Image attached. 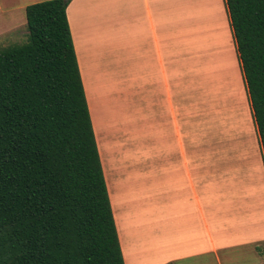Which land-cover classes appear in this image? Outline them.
<instances>
[{
  "label": "crops",
  "instance_id": "0c3cea01",
  "mask_svg": "<svg viewBox=\"0 0 264 264\" xmlns=\"http://www.w3.org/2000/svg\"><path fill=\"white\" fill-rule=\"evenodd\" d=\"M69 1L67 17L125 264H186L247 247L249 261L264 264L255 253L259 248L254 249L264 245V215L251 216L261 212L249 209L254 199L248 194L261 192L255 183L257 158L248 154L252 170L237 168L226 180L227 166L222 170L204 162L213 156L204 155L197 122L188 121V69L196 63L212 60L228 74L234 93H241L242 82L246 92L225 0ZM17 2L0 0V39L25 23ZM123 99L130 101L133 121L146 119L153 147L145 160L143 153L138 161L130 159L131 145L122 143L125 134L136 135L131 122L123 123ZM106 109L114 110L122 129L108 125ZM238 152L242 157L241 146ZM134 174H145L146 205L151 207L150 223L142 230L135 218L142 190ZM227 189L229 199L246 202L249 212H235L236 227L225 241L219 236L218 210L221 197L229 202Z\"/></svg>",
  "mask_w": 264,
  "mask_h": 264
},
{
  "label": "trees",
  "instance_id": "16d2710c",
  "mask_svg": "<svg viewBox=\"0 0 264 264\" xmlns=\"http://www.w3.org/2000/svg\"><path fill=\"white\" fill-rule=\"evenodd\" d=\"M264 157V0H225ZM0 49V264H125L67 17Z\"/></svg>",
  "mask_w": 264,
  "mask_h": 264
},
{
  "label": "rangeland",
  "instance_id": "374dc122",
  "mask_svg": "<svg viewBox=\"0 0 264 264\" xmlns=\"http://www.w3.org/2000/svg\"><path fill=\"white\" fill-rule=\"evenodd\" d=\"M42 1L45 2V0ZM31 4L32 1L30 0H18L16 6L23 10V18L25 23L21 27L17 28V30L14 31L11 36L9 35V37L0 39V49L11 44H20L26 41L28 31L27 18L24 9ZM190 32L191 31L189 29L188 36H190ZM208 50L210 59H212V49L209 48ZM235 60L237 62L236 56ZM210 62L206 60L203 61L201 65L200 63H196L192 69H188L186 93L188 121L195 120L197 122V131L199 134H201L200 145L204 155L213 156L212 158H204V162L212 161L214 164H219L222 170L227 166V173L225 174L226 180L227 177H233L235 174H237V168L240 169V171H242L241 168L247 169L245 171H248L249 168L252 170V167L249 163L251 160H249L250 157L248 154L253 155V161L255 158H257L258 163L256 164L257 170L255 173L258 176V180L255 183L257 185L256 189L258 190L260 188L262 194L259 191L256 193L249 191L251 193L248 194L251 195L252 200L254 199L252 202L253 207L249 209L251 210L253 208L258 210V212H261L257 214L252 213L251 216L264 215V192L262 190V188H264V157L259 136L252 119L251 107L249 105V100L247 98L243 82V90L241 93H238L237 90L236 93H234V91L228 85V74L223 72L216 63ZM223 91L225 92L224 94ZM121 102L122 106L120 111H122L121 116L123 118V123L129 124L131 122V126H134L136 131L135 136L131 134H125V142L122 143H125V145L130 143L131 145L128 147L129 150L126 153L129 155L130 159L134 161H138V156H142L143 153L144 155L142 158L145 160L147 149L153 147V143L150 139L151 137L147 133L148 126L146 125V119H144V121L142 119L133 121L131 119V107H128L130 101L128 102L126 99H123ZM105 112L108 125H113L116 123L115 126L121 128V123H119L117 117H114L116 116L114 114V110L106 109ZM238 146H241L242 150L244 151L242 157H240V154L238 155ZM240 159H244L245 162H239ZM234 171L235 173H232ZM133 178L135 183L141 186L142 190V192H140L141 198L138 199L139 205L137 206L136 210L137 215L135 216V218L138 220L136 221V224H138V229L142 230L143 225H148L151 218V207L149 206V208H147L145 199L146 176L145 174H134ZM229 191L230 190L227 189L226 193L228 194ZM220 192V194H223V189H220ZM229 197L230 195L228 194L229 202L225 203L222 202L223 197L220 198V210H218L219 236L221 237V240L225 241L226 233H231L236 227V222L234 219V216L237 217L236 213L249 212L245 209V207H247L245 205L246 202H234L233 200L231 201ZM250 201L251 199L248 200L249 203ZM159 204L161 209V199ZM147 212L149 213L148 219ZM159 215L161 219V210ZM237 227L239 228L240 226L237 224ZM256 248L259 249L255 250V253L264 257V245L260 243L254 246V249ZM251 256L252 252L250 247L243 249L238 248L231 251L220 252L218 254V259L216 256L203 257L200 259L191 260L186 264H252V262L249 261ZM229 258H232L233 260H230Z\"/></svg>",
  "mask_w": 264,
  "mask_h": 264
},
{
  "label": "water",
  "instance_id": "95a60500",
  "mask_svg": "<svg viewBox=\"0 0 264 264\" xmlns=\"http://www.w3.org/2000/svg\"><path fill=\"white\" fill-rule=\"evenodd\" d=\"M66 1H69V0H66Z\"/></svg>",
  "mask_w": 264,
  "mask_h": 264
}]
</instances>
